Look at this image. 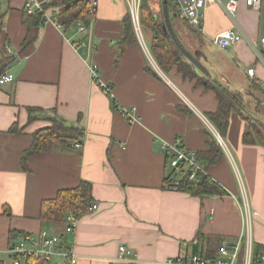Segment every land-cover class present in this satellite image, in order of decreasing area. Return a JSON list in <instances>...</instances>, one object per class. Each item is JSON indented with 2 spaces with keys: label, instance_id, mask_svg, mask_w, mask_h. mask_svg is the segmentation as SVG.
I'll return each instance as SVG.
<instances>
[{
  "label": "crops",
  "instance_id": "1",
  "mask_svg": "<svg viewBox=\"0 0 264 264\" xmlns=\"http://www.w3.org/2000/svg\"><path fill=\"white\" fill-rule=\"evenodd\" d=\"M25 1L6 2L0 33V59L5 51L13 57L0 74L13 76L11 83L0 85V259L8 260L11 242L45 231L71 247L75 264H173L178 257L204 251L207 238L233 241L242 233V190L257 214L253 242L264 247V149L243 144L249 123L237 112L264 123V62L251 47L260 50L264 2L254 10L239 0L234 21L218 5H209L201 32L168 14L176 40L205 56L201 62L208 79L241 99L221 138L204 116L216 111L212 92L175 70L161 72L136 37L132 44L122 42L126 0H95V13L85 20L83 34L76 27L63 33L49 22L28 28L22 21ZM48 15L55 11L48 10ZM228 29L244 40L225 49L214 46L211 39ZM73 43L85 45L75 49ZM93 65L98 83L91 78ZM250 69L252 77L246 74ZM100 84L110 88L111 97ZM29 109H36L31 124ZM131 109L133 123L120 113ZM48 117L83 129L81 147L63 150L50 144L45 153L27 159L25 172L21 157L31 135L49 125L44 120ZM13 125L18 134L9 133ZM213 131L229 158L223 152L207 175L227 196L199 199L163 189V178L170 173L164 146L179 140L187 150L203 151L210 137L218 142ZM234 161L240 181L233 174ZM80 181L91 183L95 211L76 218L74 229L66 221L39 218L42 201ZM119 246L131 250L133 258L118 262ZM58 264L66 262L59 259Z\"/></svg>",
  "mask_w": 264,
  "mask_h": 264
},
{
  "label": "trees",
  "instance_id": "2",
  "mask_svg": "<svg viewBox=\"0 0 264 264\" xmlns=\"http://www.w3.org/2000/svg\"><path fill=\"white\" fill-rule=\"evenodd\" d=\"M8 2L9 0H2ZM1 1V2H2ZM94 0H58L50 1L42 4V12H34L26 14L22 9V21L28 28H40L46 23L43 11L53 9L56 19L61 25L62 32H67L73 27H76L78 22L85 24V20L89 18L88 8ZM0 2V3H1ZM157 11H161L163 15L162 24H158L157 15L154 4L147 0H140L139 3V23L141 27L150 29L152 33L151 44L149 51L151 57L155 61L159 70L164 74L175 70L183 79L195 81V86L202 87L206 92H212L217 101V108L214 113H206L204 116L216 130L218 135L223 138L227 131L229 114L231 110H239L241 107V99L238 95L229 92L222 85L215 81L209 80L207 77L200 78L196 75L193 67L185 60L179 47L174 42L171 34L166 28L165 12L167 15L171 12L177 16V6L175 0H161V5ZM3 13H0V33L2 31ZM135 35L132 28L129 14L123 18V36L124 44H132L135 42ZM179 45L183 47L177 40ZM13 62V57L3 55L0 59V74L6 66ZM28 124L35 121L32 112L36 109H29ZM239 116L249 123L246 133L242 136V142L245 145H257L264 149V123L257 119L248 121L240 111H237ZM49 122V125L43 129L35 131L31 135V144L26 149L21 157V169L28 171L26 162L28 158L45 153L50 144L55 145L63 150L73 149L75 143H81L84 131L75 125H67L56 117H48L44 119ZM18 128L13 125L9 129L10 134H18ZM223 155V151L218 142L210 137L207 144V149L195 152L198 164L205 171V175L201 174L196 180H188L187 176H182L177 185L173 186L170 183L171 172L163 178L162 188L187 194L195 198L205 197H223L227 196V192L208 175L207 171L211 166L219 163ZM94 204L92 198V185L86 181H80L72 189H63L56 193L52 199L41 202L39 218L43 221L53 223L65 222V217L68 213L74 215L75 218H81L88 213V209ZM5 214L9 215V213ZM15 233L11 232L10 237L13 239ZM199 241L200 234L196 236ZM220 238H207L205 242L204 252L206 256L213 257L216 255L217 246ZM199 252V251H197ZM196 252V253H197ZM260 254H264V247L261 245H253V257L256 260ZM35 264H47L43 261L36 260Z\"/></svg>",
  "mask_w": 264,
  "mask_h": 264
},
{
  "label": "built area",
  "instance_id": "3",
  "mask_svg": "<svg viewBox=\"0 0 264 264\" xmlns=\"http://www.w3.org/2000/svg\"><path fill=\"white\" fill-rule=\"evenodd\" d=\"M2 0H0L1 2ZM50 0H26L23 5V10L26 14H32L36 11L42 12V4L48 3ZM128 7V14L130 16L132 28L134 34L141 45L143 51L146 55L149 52L144 43L139 23V3L140 0H126ZM264 0H244L247 7L254 10H259L263 4ZM177 6V16L184 22L190 29L201 32L202 27V14L203 11L212 4H216L224 11L226 16L234 21L239 5V0H175ZM96 2H92V5L88 8L89 17L95 13ZM46 23H52L55 28L62 32L61 25L56 19V15L52 17L48 15V10L43 11ZM77 33H86V25L82 22L76 24ZM244 40V37L235 32L233 29H228L222 33L216 35L211 39V43L214 46L225 49L229 46L236 44L237 42ZM258 44L260 50L254 48L251 44L253 51L257 54L258 58L264 62V34H261L258 39ZM75 49L79 48L84 43H73ZM9 50V49H8ZM5 54L9 55V51H5ZM91 78L95 82H99V76L97 73V68L93 65L90 68ZM246 74L250 77L253 76V70H247ZM13 81V76L11 74H3L0 76V85H5ZM101 90L109 97L110 88L107 85L100 84ZM134 109L129 111L120 110L121 115L127 119L129 123L135 122V118L131 113ZM214 135L218 139V143L223 150L227 152V148L224 143L219 139L216 132ZM81 147V143H75L73 145L74 149ZM164 149L166 151V157L168 161V166L171 168V185H177L178 181L182 176H187L188 180H196L201 174L205 175V171L198 164L195 156V152L183 148L179 140H175L172 145H165ZM229 155V154H228ZM232 162V161H231ZM234 172L237 179L240 181L236 166L232 163ZM241 183V182H240ZM242 233L233 241L227 237H223L219 240L217 246L216 255L213 257H208L204 252H197L190 255L189 257L182 256L170 263L175 264H264V254H260L259 257L254 260L253 257V220L256 217V213L252 212L248 206L246 195L244 190H242ZM96 205H92L88 209V213L96 210ZM66 223L69 225L70 229H74L77 225V219L73 214L68 213L65 217ZM8 260H1L0 264H35L36 260L43 261L47 264H58L59 259L65 261L66 264H75L76 258L71 249V247L66 244L61 238L56 235L49 234L45 231L40 232L36 236L27 235L23 238L11 242L7 249ZM134 253L124 246H119L117 250V261L125 262L133 258Z\"/></svg>",
  "mask_w": 264,
  "mask_h": 264
},
{
  "label": "water",
  "instance_id": "4",
  "mask_svg": "<svg viewBox=\"0 0 264 264\" xmlns=\"http://www.w3.org/2000/svg\"><path fill=\"white\" fill-rule=\"evenodd\" d=\"M165 23L166 28L169 30V33L171 34L174 42L177 44V46L180 49V52L182 53L185 60L193 67L196 75L200 78L209 77V72L204 66V64L201 62L202 60H205V56L200 52H191L186 50L184 47H181L179 43L177 42L173 32L171 31V27L168 21V15L165 12ZM264 54V53H263Z\"/></svg>",
  "mask_w": 264,
  "mask_h": 264
},
{
  "label": "rangeland",
  "instance_id": "5",
  "mask_svg": "<svg viewBox=\"0 0 264 264\" xmlns=\"http://www.w3.org/2000/svg\"><path fill=\"white\" fill-rule=\"evenodd\" d=\"M147 1H149V2H151L152 4H154V6H155V9H156V12H154L156 15H157V21H158V24H162V22H163V15L161 14V11H157L158 10V8H159V6L161 5V0H147ZM6 6V2H1L0 3V11L3 13L4 12V10H5V7ZM2 9V10H1ZM186 25H184L183 23H182V27H184V28H186L185 27ZM141 27V26H140ZM140 30H141V34H142V37H143V40H144V42H145V45H147V48L149 49V47H150V44H151V39H152V33H151V31H150V29H148V28H145V27H141L140 28ZM135 35V34H134ZM136 37V36H135ZM137 39V38H136ZM149 53H150V51H149ZM151 57V54H149V58ZM150 62V61H149ZM43 117H45V116H43ZM47 119V118H46ZM48 122V121H47ZM49 123V122H48ZM224 155H225V157H228L229 158V156H228V154H227V152H224ZM234 165H235V161H234ZM236 166V169L238 168L237 167V164L235 165ZM168 168V171H172L171 170V168L168 166L167 167ZM233 174H235L234 173V171H233ZM241 197H242V195H241Z\"/></svg>",
  "mask_w": 264,
  "mask_h": 264
}]
</instances>
